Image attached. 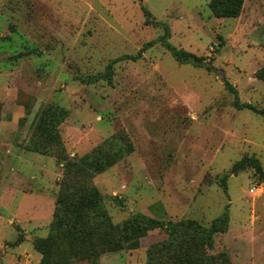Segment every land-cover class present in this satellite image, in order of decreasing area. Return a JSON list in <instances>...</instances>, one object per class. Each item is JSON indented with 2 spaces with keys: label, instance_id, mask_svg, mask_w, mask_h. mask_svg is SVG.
<instances>
[{
  "label": "rangeland",
  "instance_id": "rangeland-1",
  "mask_svg": "<svg viewBox=\"0 0 264 264\" xmlns=\"http://www.w3.org/2000/svg\"><path fill=\"white\" fill-rule=\"evenodd\" d=\"M142 6L198 66L160 43L143 51L164 28L146 25ZM112 63L110 81L83 82ZM262 67L264 0H244L236 18L216 17L210 0H0V119L15 128L0 146V264H39L34 241L50 233L66 162L101 149L117 162L89 186L114 224L163 204L169 220L209 226L228 207L210 253L264 264V179L252 167L231 172L246 157L264 169V120L236 105L264 107ZM47 106L68 114L55 155L26 149ZM152 235L98 264H147L148 248L167 238Z\"/></svg>",
  "mask_w": 264,
  "mask_h": 264
},
{
  "label": "trees",
  "instance_id": "trees-1",
  "mask_svg": "<svg viewBox=\"0 0 264 264\" xmlns=\"http://www.w3.org/2000/svg\"><path fill=\"white\" fill-rule=\"evenodd\" d=\"M243 4L244 0H210V9L216 17L236 18L240 15ZM142 10L146 25L164 28L163 35L156 42L146 44L143 51L160 43L180 64L199 65L202 58L171 45L167 24L157 22L144 6ZM140 55L141 52L132 59H137ZM113 63L108 65L104 74L84 78L83 82L92 84L100 77L110 81ZM256 75L264 82V67ZM233 91L236 93V90ZM236 105L253 111L264 120V107L256 108L251 103L241 104L238 99ZM67 115V111L61 107H45L34 124L26 149L46 155H55L52 148L62 150L59 146V128ZM107 144L116 150V147H122L114 141ZM111 153L101 149L79 160L66 162L64 180L56 195L50 233L34 241V248L41 255L39 264H78L83 261L98 264L104 254L137 249L138 246L129 248V242L147 237L157 229L164 230L167 238L148 248L147 264H231L225 256L210 253L215 236L227 231L230 219L228 207L209 226L192 219L161 220L142 212L133 214L120 224H114L101 193L89 186L96 175L116 164L117 159L112 158ZM249 167L254 168L261 179H264V169L256 159L249 157L236 162L231 172L236 174Z\"/></svg>",
  "mask_w": 264,
  "mask_h": 264
},
{
  "label": "crops",
  "instance_id": "crops-1",
  "mask_svg": "<svg viewBox=\"0 0 264 264\" xmlns=\"http://www.w3.org/2000/svg\"><path fill=\"white\" fill-rule=\"evenodd\" d=\"M22 123V121L20 122ZM23 124V123H22ZM13 125L10 124L6 119H0V146L1 147H4V146H7L9 145L8 141L10 140L9 138H11V136L13 135L12 131H15V128L13 129ZM15 133V132H14ZM20 137V135L16 134L15 133V136H13V138H17ZM18 141H21L23 142L24 140H18ZM19 157V156H16V158ZM21 159V158H20ZM154 208V206L152 207ZM144 214L148 215V216H152V217H155V218H158V219H161V220H169L168 217H167V211H166V208L164 207L163 204H161L160 208L159 209H156L154 211H144ZM153 232H150L149 235L147 237H144V238H140L139 240H132L129 242V248H133L134 246H138L137 249H128V251H136V250H139L143 247H147V241L150 240L151 237H153Z\"/></svg>",
  "mask_w": 264,
  "mask_h": 264
}]
</instances>
